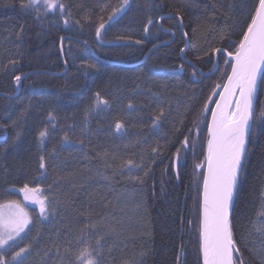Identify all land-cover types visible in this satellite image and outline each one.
Masks as SVG:
<instances>
[{"label":"trees","instance_id":"16d2710c","mask_svg":"<svg viewBox=\"0 0 264 264\" xmlns=\"http://www.w3.org/2000/svg\"><path fill=\"white\" fill-rule=\"evenodd\" d=\"M21 2L0 0V125H8L0 127V201L22 203L19 189L28 183L44 188L51 204L45 217L32 212L27 232L5 255L31 244L23 264H42L39 252L54 254L58 246L70 261L67 241L112 211L114 193L127 192L138 197L140 213L113 258L202 264L195 202L197 173L204 170L194 165L203 161L210 116L200 124L193 151L185 152L181 141L214 85H223L230 72L212 49L227 46L229 34L239 39L256 0H128L115 15L122 0H63L68 24L59 15L37 20ZM96 93L107 106H95ZM160 109L165 115L154 132L150 125ZM261 112L264 95L256 101L232 213L245 264H264V235L252 223L264 194ZM116 123L123 125L119 132ZM44 128L49 134L41 144ZM194 139L189 136V147ZM40 155L46 170L39 168ZM129 159L150 165L143 183L130 181L127 172L114 176L105 166Z\"/></svg>","mask_w":264,"mask_h":264},{"label":"snow or ice","instance_id":"6c2138e0","mask_svg":"<svg viewBox=\"0 0 264 264\" xmlns=\"http://www.w3.org/2000/svg\"><path fill=\"white\" fill-rule=\"evenodd\" d=\"M127 4L128 0H122V5L113 10V15L120 12L122 6ZM20 6L22 9L32 11L37 20H40L42 16L59 15L65 17L63 22L68 24L67 5L63 3V0H22ZM70 14L67 12V15ZM111 18L110 16L109 19ZM164 18L161 17V19ZM179 19L182 20V17ZM152 23L153 21L149 19L148 24ZM103 28L104 23H100L96 29L97 36ZM237 35L239 39L233 42L229 34V44L223 49H212V52L221 54L225 68L230 69V72L226 73V82L223 85H214L215 90L204 102L200 112L192 121L193 127L188 129V135L183 136L181 141V148L185 152L193 151L198 143L200 124L208 121L210 116V122L205 123L207 139L203 161L194 165V169L204 170L197 173L198 196L195 202L199 217V250L202 253L203 264H245L234 238L232 213L234 193L244 167L248 145L252 142L254 102L259 95H264V0H256L245 26ZM221 39H224L223 35ZM229 47L233 50L229 51ZM180 51L184 50L180 49ZM10 63L15 64L16 62L11 61ZM14 80L19 86L21 76L16 75ZM221 88L222 91H216ZM95 95L97 108L102 105L107 106V100L101 99L99 93ZM213 96H218V100H213ZM209 105H214V108H210ZM164 115V110L160 109L153 118L150 127L154 132H159L160 121ZM260 115L264 117V112ZM52 119L54 117L50 114L49 120ZM0 127L7 128L8 125H0ZM115 129L119 132L123 129V125L116 123ZM48 134L47 128L39 131L41 144ZM190 135L197 138L192 142V147H189ZM18 138L19 133H17ZM63 139L65 142L68 141L67 135ZM80 143L82 144L83 141ZM52 151L55 153V148ZM152 152L159 154V149L153 148ZM174 156L175 161L179 162L180 148L176 150ZM155 159L154 156L151 163H155ZM105 166L113 168L114 176L124 175L127 172L130 181L135 180L139 183H143V178L147 177L151 171L150 165L135 163L131 159L115 167L105 162ZM39 168L46 170L43 155L39 156ZM136 172L143 175H134ZM43 174L42 171L41 175ZM176 175L178 178L179 171ZM19 192L23 194L24 201L38 205L41 217L48 215L51 202L44 188L38 184L30 187L28 183H25ZM31 223V217L20 200L0 201V264H23L32 250L31 244L19 247L18 251H12L8 256L5 253L16 246L18 238H23L21 233H24ZM252 223L253 228L264 235V194H262L256 218ZM89 227L95 228V225ZM102 240L103 236L96 238L95 232L80 229L78 235L67 241L69 246L64 249L66 254H71L69 264H100L101 256L98 250L102 247ZM261 247L264 249V244ZM54 250L56 255L60 256L59 247L54 246ZM49 251L51 250H45L44 255H49ZM181 251H183L182 248ZM59 264H65L63 257L60 258Z\"/></svg>","mask_w":264,"mask_h":264},{"label":"rangeland","instance_id":"374dc122","mask_svg":"<svg viewBox=\"0 0 264 264\" xmlns=\"http://www.w3.org/2000/svg\"><path fill=\"white\" fill-rule=\"evenodd\" d=\"M113 198L114 208L112 211L108 212V215H106L103 219H100L95 228L89 227L86 231L95 232L96 238L103 236V240L101 241L102 247L98 250L101 256L100 264H132L131 260H133V255H129L130 259H121L117 257L113 258L114 256L112 255L114 252L119 253L123 250L122 237L126 233L127 227L133 224L134 220H136L140 213L138 197L136 195H132V193L124 192L114 193ZM22 204L25 206L30 217L33 211H39L38 205L31 202L23 200ZM28 228L25 229L24 233H21V237L27 232ZM76 235L78 234H74V237ZM44 252L45 251H40L39 254L43 256ZM53 253L54 254L49 253V255L42 257V264H59L61 257H63L65 264H69L70 261L66 259L62 251L60 252V256H57L55 252ZM50 259L52 261H49Z\"/></svg>","mask_w":264,"mask_h":264},{"label":"water","instance_id":"95a60500","mask_svg":"<svg viewBox=\"0 0 264 264\" xmlns=\"http://www.w3.org/2000/svg\"><path fill=\"white\" fill-rule=\"evenodd\" d=\"M65 39H66V38H64V39L62 40V43L65 41ZM216 91H222V88H221V89H218V90H216ZM218 98H219L218 96H213V97H212L213 100H218ZM256 101H257V100H256ZM256 101L254 102V112H255ZM209 107H210V108H214V105H209ZM209 122H210V120H209ZM177 164H178V162L175 161V169H176V171H177ZM239 178H240V176H239ZM238 182H239V180H238ZM237 188H238V184H237ZM236 193H237V189H236V191H235V193H234V200H235V197H236ZM233 205H234V203H233ZM202 264H203V262H202Z\"/></svg>","mask_w":264,"mask_h":264}]
</instances>
